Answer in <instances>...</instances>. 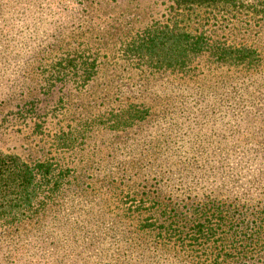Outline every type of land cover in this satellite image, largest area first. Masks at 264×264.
I'll return each instance as SVG.
<instances>
[{
  "label": "rangeland",
  "instance_id": "rangeland-1",
  "mask_svg": "<svg viewBox=\"0 0 264 264\" xmlns=\"http://www.w3.org/2000/svg\"><path fill=\"white\" fill-rule=\"evenodd\" d=\"M165 24L250 48L255 61L203 54L186 72L156 69L129 43ZM130 103L150 116L125 132L107 130L108 113ZM100 115L104 125L81 132ZM69 128L76 144L88 134L72 151L55 141ZM254 148L258 156L246 153ZM0 152L72 170L45 210L0 226V264H165L173 247L155 251L154 237L139 229L149 214L125 217L118 208L152 191L184 215L204 203L229 207L234 218L223 230L236 248L227 241V252L246 256L237 264H261L248 236L264 230V17L174 0H0ZM192 255L184 264H227L226 255Z\"/></svg>",
  "mask_w": 264,
  "mask_h": 264
},
{
  "label": "trees",
  "instance_id": "trees-1",
  "mask_svg": "<svg viewBox=\"0 0 264 264\" xmlns=\"http://www.w3.org/2000/svg\"><path fill=\"white\" fill-rule=\"evenodd\" d=\"M180 6H211L229 5L240 12L251 13L264 17V0H174ZM130 51L148 62L151 66L160 70H173L179 72L189 71L193 58L207 54L208 57L216 61H228L229 63L251 66L255 61V53L247 47L233 48L223 46L220 43H211L203 35H194L182 29L177 24L159 25L152 31L139 37L134 43H129ZM140 55V56H139ZM71 64V63H69ZM64 72L60 78L50 80L46 84L48 90L53 89L57 82H65L71 71L75 67ZM84 78H89V74L84 72ZM74 74V73H73ZM89 80V79H87ZM51 82H53L51 84ZM151 114L148 106L141 103H130L119 111L112 110L108 113V128L110 131L125 132L144 122ZM103 115L91 119L81 125V132H89L98 128L97 124L104 125ZM99 121V123H97ZM73 128V127H72ZM69 128L56 134L57 147L67 151L77 148V145L86 140L88 134H84L76 144L74 130ZM104 129V128H103ZM252 153L258 156L260 151L254 148ZM238 156L237 159H242ZM256 158V157H254ZM72 170L67 166L52 160H38L34 163L24 160L20 155L13 153L0 152V226L10 227L34 217L45 210L49 204L53 203L58 193L71 183L69 177ZM135 193V191H130ZM146 192V195H132L130 201L124 202V206L118 207L125 217L134 214L143 216L149 214L141 220L139 225L140 232L152 235L155 242L154 250L168 248L167 251L174 256L168 257L165 264H184L187 260H192V252L202 254L210 253L213 261L221 262L226 255L227 264H237L245 255L241 253L227 252L226 242L231 241L230 250L236 248L235 240L226 237L223 227L226 220L233 219L230 209L217 201V203H204L188 214L178 212V209L171 204L161 201L162 195ZM138 195V193H135ZM239 205V204H238ZM238 208L237 205H232ZM260 223L264 225V205ZM264 228V227H263ZM117 230V228H115ZM236 232V231H234ZM233 234V233H232ZM264 230L251 232L248 239L253 246L257 247L258 252L264 255ZM202 252V253H200ZM261 256V255H260ZM236 259V260H235ZM264 264V259L261 260ZM212 264V262H211Z\"/></svg>",
  "mask_w": 264,
  "mask_h": 264
}]
</instances>
